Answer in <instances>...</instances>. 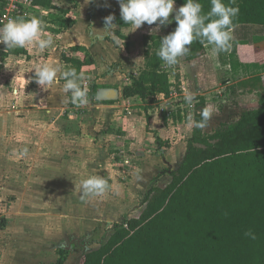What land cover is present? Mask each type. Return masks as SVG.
<instances>
[{"label":"crops","instance_id":"1","mask_svg":"<svg viewBox=\"0 0 264 264\" xmlns=\"http://www.w3.org/2000/svg\"><path fill=\"white\" fill-rule=\"evenodd\" d=\"M4 5V0H0V10ZM174 7L179 8L176 4ZM109 15L115 17L113 25L103 31L104 20ZM174 15L175 13L170 15L169 19L172 20ZM20 16L39 18L43 22L44 32L52 34L54 43L44 51H39L31 45L12 49L16 53L5 57L4 66L0 70V78L10 76L12 81L10 86L14 94L10 97L11 106L16 109V117L10 120L12 145H17V149H20L9 156L0 153V213L3 214L6 210V206H3L7 192L5 185L14 186L17 182L19 185V170H27V154L21 155L22 150L27 148V133L39 138L34 144L40 142V150L48 160L39 168L43 171L41 176L46 180V183H42V195L46 200H57L58 191L55 185H62L64 180L71 179V183L76 182L75 186L78 187L80 170L87 172V178L102 166L104 171L110 172L104 177L110 188L124 185L126 188L119 190L131 191V194L129 197L122 195L129 198V201H136L139 194L147 193L148 187L156 177L164 175L163 168L169 167L171 161H176L178 165L184 155L186 141L192 133V125L186 122L185 118L176 123L160 114L159 107L167 104L168 98L160 95L157 97V107L144 110L145 105L140 99H123L121 94L122 88L130 83V78L137 77L142 68L143 38L168 35L170 24L159 25L156 30L158 22L153 25L145 23L135 29L124 24L117 0H76L75 8L64 16L43 7L24 4L22 12L17 15ZM59 19L71 21V26L64 32L59 30ZM116 30L125 40L114 36L113 32ZM233 37L232 47L228 52L216 55L211 51V46H206L204 56L186 63L180 60L170 77L180 94L192 93L196 99L210 107L212 118L208 121L209 125L213 121L217 125L227 123L233 119L230 118L232 115L254 106L255 94L239 89L236 85L239 81L255 76L264 77V26H236ZM126 43L128 48L124 46ZM74 47L87 53L93 62L81 72L83 81L90 83V98L81 113L72 110L74 105L70 104L69 95L63 93V78H60L59 84L51 86H39L33 79L37 65L55 63L61 71L67 70L68 65L63 62L62 56L71 55L70 50ZM33 85L37 86L38 99H34L31 90L29 91L33 89ZM92 86L95 87L93 91ZM98 92L102 93L101 99H96ZM5 104L6 95L0 83V108ZM197 105L192 111L199 110ZM177 107L179 108V105H176ZM3 116L0 111V148L6 143L5 131L8 130H5V123L9 122ZM36 122H42L45 128L48 125V129L27 131V124L33 125ZM115 122H118L117 131L113 130ZM78 123H82L80 133L77 131ZM60 124H69L77 131L70 133L71 137H74L70 142L66 141L67 132L59 127ZM98 127H101L100 134L94 131ZM86 137L92 140L86 141ZM80 139L84 145H81ZM110 146L118 150L117 152L124 153L125 160L130 163L132 161L135 165L131 163L133 167H124L127 166L124 165L125 160L121 166L116 163L117 159L112 161L105 152V147ZM97 147L100 150L98 156ZM85 150H90L91 154H87L88 160L82 161L80 159L83 157L79 156L86 155ZM34 153L39 154L38 151ZM100 156L103 157L101 161L97 160ZM33 162L31 168L37 169ZM5 166L16 170L19 177L15 179L17 175L11 178L7 176L5 179L2 171ZM116 166L130 171L127 172L128 180L123 184L116 181ZM88 206H91L89 210L95 213L96 208H93L92 204ZM117 207L118 205L111 208L110 212L121 216V210ZM77 243L80 246L86 245L84 240L82 243L77 240Z\"/></svg>","mask_w":264,"mask_h":264},{"label":"trees","instance_id":"2","mask_svg":"<svg viewBox=\"0 0 264 264\" xmlns=\"http://www.w3.org/2000/svg\"><path fill=\"white\" fill-rule=\"evenodd\" d=\"M199 2L202 13L207 14L210 0ZM184 3L175 0L178 7ZM31 5L64 16L75 8L76 0H32ZM231 6L239 8L233 18L235 27L264 26V0H234ZM172 21L170 33L177 26L174 18ZM70 26L71 21L59 19L61 32ZM113 34L125 40L118 30ZM165 36L143 38L142 68L121 91L123 99H140L144 110L157 107V97L167 98L170 89L176 88L170 81L174 71L168 72L156 55ZM124 46L128 48V43ZM205 47L194 40L190 51L172 67L176 68L180 60L186 63L204 56ZM6 51L3 58L16 53ZM70 52L62 60L78 74L93 64L80 48ZM236 86L254 93L255 105L220 124L211 134L192 125L185 153L168 172V183L150 187L140 215L114 224L99 247L82 255L79 264H264V77L245 79ZM94 89L92 86L91 91ZM183 104L173 114V122L184 118L188 122L189 116L201 120L203 101L199 100V110L191 112ZM4 223L1 219L0 229ZM249 230L255 239L244 235ZM65 254L59 249L52 264H64Z\"/></svg>","mask_w":264,"mask_h":264},{"label":"rangeland","instance_id":"3","mask_svg":"<svg viewBox=\"0 0 264 264\" xmlns=\"http://www.w3.org/2000/svg\"><path fill=\"white\" fill-rule=\"evenodd\" d=\"M0 81L6 95V104L0 108V111L3 112V117L9 120V122L7 121L8 123H5V130L8 131L4 130L7 133L5 138L6 143H4L3 148H0V153H6L9 156L20 150L17 149V145H12V126L10 127V120L12 121L16 117V109L14 106H11L12 100L10 97L14 93L12 86H10V82L12 83L10 76L1 77ZM32 88L29 91L31 90L34 99H38L37 86L33 85ZM83 109V106L78 107L74 105L72 107V110L78 113H81ZM240 112L242 111H239L236 115H232L233 117L230 118H235L234 116H237ZM41 123L27 124V131H30V129H40L42 131L48 129V125L45 128ZM80 124L82 123L77 124L78 133L82 129ZM219 125L214 121L210 125L207 123L203 131L211 134ZM59 127L67 132V142H70L74 138L71 137L70 133L77 132L69 124H60ZM117 128L118 122H115L113 130L117 131ZM94 131L100 134L101 127L96 128ZM84 139L86 141L92 140L87 137ZM37 140L39 138H34L33 135L27 133V170H19V185L18 182L14 186L5 185L7 192L4 196L3 206H6V210L5 213H0V220L5 219L4 228L0 230V264H52L58 259L59 249H63L66 252L64 264H79L82 255L99 247L114 224L137 218L140 215L143 209L142 201L146 194H139L136 201H129L130 199L122 194L128 196L131 194V191L122 192L119 189L124 190L126 187L124 185H117L115 189L110 188L104 196H85L82 194L81 182L86 178L87 172L80 170L81 179L78 187L75 186L76 182H74L75 184L71 183V179L64 180V184L55 185L58 191L57 200H46L42 195V192H44L42 183H46V180L41 176L43 171L39 168L43 167L48 160L42 154L43 151L40 150V142L38 141L37 144H34ZM79 141L81 145L85 144L81 139ZM96 142H98V138H96ZM105 149V152L112 161L117 159L116 163L120 166L123 165L122 162L126 158L124 153L117 152L118 150H115L111 146L109 148L105 147ZM35 151H38L39 156L35 155ZM99 151L97 147V156ZM84 153L86 155L79 156L80 158L83 157L80 159L82 161L88 160V155L91 154V151L85 150ZM175 157L178 158L179 156ZM102 158L100 156L97 160L101 161L103 160ZM32 162L33 166H36L37 169L31 168ZM131 163L135 165L132 161ZM131 163L129 162L124 167H133ZM176 165V161H171L168 165L169 167L163 168L164 175L156 177L150 187L165 186L170 179L168 172L176 168ZM102 168L104 169V167L99 166L95 175L105 177V175L110 174V172H106ZM115 170L117 183H125L128 180L127 172L130 171L128 169L123 170L117 166ZM2 171L5 179L7 176L11 178L17 175V171L10 167L7 168L5 166ZM18 175L15 179L19 177ZM59 187L61 188L59 189ZM60 192H63V194ZM117 194L120 195L116 196ZM52 197L55 198L54 196ZM88 204H92L93 208H96L95 213L89 210L91 206H88ZM116 205H118L117 209L121 210V216H115L110 212V209ZM76 239L81 240V243L84 240L86 245L80 246ZM68 248L71 249L68 250Z\"/></svg>","mask_w":264,"mask_h":264},{"label":"clouds","instance_id":"4","mask_svg":"<svg viewBox=\"0 0 264 264\" xmlns=\"http://www.w3.org/2000/svg\"><path fill=\"white\" fill-rule=\"evenodd\" d=\"M233 2L234 0H229V3L225 4L224 0H210V11L203 14L199 0H185V3L178 9L174 7L175 0H117L124 24L135 29H139L145 23L153 25L158 22L156 29L158 30L159 25L171 24L173 21L169 17L175 13L174 21L177 26L173 32L160 40L156 52L165 67L175 66L179 58L190 51L189 46L194 40L211 46V51L216 55L228 52L234 39L233 18L239 13L238 7L231 6ZM114 18L113 15L105 18L103 31L112 27ZM42 23L37 17L9 18L5 23L0 24V44L5 45L9 50L31 45L39 51H44L53 45L54 40L52 34L44 32ZM100 38L103 39V37ZM34 72L33 79L39 86L59 84L60 78H63L62 91L69 95L70 103L78 107L88 103V90L81 83L84 79L83 74H78L75 68L61 71L55 63H45L37 65ZM101 98L102 93L98 92L96 99ZM194 99L195 96L192 93H187L184 97L187 104H192ZM200 116V121H195L189 116V124L197 128H205L212 118L210 107L202 108ZM27 152L28 149L24 148L21 155H26ZM110 187L107 179L95 174H89L81 182L82 194L85 196H104ZM244 235L255 239V235L250 230Z\"/></svg>","mask_w":264,"mask_h":264},{"label":"built area","instance_id":"5","mask_svg":"<svg viewBox=\"0 0 264 264\" xmlns=\"http://www.w3.org/2000/svg\"><path fill=\"white\" fill-rule=\"evenodd\" d=\"M4 2H5V5L0 10V24L5 23L9 18L17 17V15L22 12V6L24 4L31 6L32 0H4ZM6 53L7 51L5 49V45L0 44V70L4 66V62H5V58H3V54H6ZM164 68L168 72L174 71V67H164ZM81 83L88 90V101H89L90 83L88 81H82ZM185 95H186L185 93L180 94L177 88L172 87L170 89L169 96L167 97L168 98L167 104L159 107L160 114L162 115L164 114L166 118L171 119L173 114L176 113V110L178 108V107L176 108V105L177 106L180 105V109H181V105L185 103L184 101ZM198 103H199V100L195 98L192 104L185 103V105L184 104L183 105L188 111H192L194 106ZM127 113L129 114V112ZM124 164L128 165L129 161L125 160Z\"/></svg>","mask_w":264,"mask_h":264},{"label":"water","instance_id":"6","mask_svg":"<svg viewBox=\"0 0 264 264\" xmlns=\"http://www.w3.org/2000/svg\"><path fill=\"white\" fill-rule=\"evenodd\" d=\"M71 248H68V250H70Z\"/></svg>","mask_w":264,"mask_h":264}]
</instances>
